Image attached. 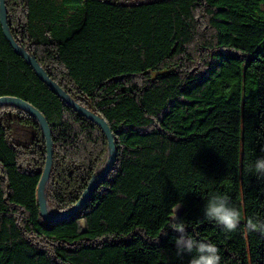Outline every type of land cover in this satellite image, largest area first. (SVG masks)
I'll list each match as a JSON object with an SVG mask.
<instances>
[{
    "label": "trees",
    "instance_id": "trees-1",
    "mask_svg": "<svg viewBox=\"0 0 264 264\" xmlns=\"http://www.w3.org/2000/svg\"><path fill=\"white\" fill-rule=\"evenodd\" d=\"M13 38L69 96L108 124L112 169L66 219L40 214L46 156L36 118L0 105V264H188L183 222L220 264H264V0H4ZM48 122L45 188L61 212L108 154L104 132L42 82L0 24V96ZM241 211L234 231L206 218L212 194ZM177 204L182 205L174 210Z\"/></svg>",
    "mask_w": 264,
    "mask_h": 264
},
{
    "label": "water",
    "instance_id": "water-1",
    "mask_svg": "<svg viewBox=\"0 0 264 264\" xmlns=\"http://www.w3.org/2000/svg\"><path fill=\"white\" fill-rule=\"evenodd\" d=\"M6 15H7V10L4 4V0H0L1 29L4 37L6 38L10 46L14 49V51L25 60V62L34 70L37 77L42 82H44L45 85L48 86L53 93H55L58 97L64 100L68 105L74 108L81 115L92 120L104 132L107 139L108 154L104 163L98 166L96 172L90 178L86 188L82 192L78 201L69 209L58 212L54 208L48 205L47 200L45 198V188L50 174V168L52 164V153H53L51 130L48 125V122L38 109H36L33 105H31L27 101L21 99L20 97L14 95L0 96V105L1 104L17 105L22 109L31 113L38 121L42 129L43 135L45 137V145H46L45 162L37 183V201H38L40 214L45 221H49V222L66 219L74 212H76L84 204L85 200L87 199L88 195L90 194L94 186L100 183V181L112 169L116 158V149L114 146L113 135L107 122L102 117L91 112L86 107L73 100L69 96V94L46 73V71L38 63L36 58L33 55H31L23 46L17 43V41L13 38L10 32ZM174 210H176V207L174 208Z\"/></svg>",
    "mask_w": 264,
    "mask_h": 264
},
{
    "label": "clouds",
    "instance_id": "clouds-1",
    "mask_svg": "<svg viewBox=\"0 0 264 264\" xmlns=\"http://www.w3.org/2000/svg\"><path fill=\"white\" fill-rule=\"evenodd\" d=\"M251 168L258 176H264V157H258ZM181 206L177 204L176 210L178 211ZM204 215L218 225H222L229 232L237 228L241 219V211L229 202L227 195L220 193L212 194L207 199ZM249 224L254 229L264 231V223H253L249 220ZM171 228L178 234L175 241L178 256L184 252L192 253L195 250V255L190 258L188 264H220L221 256L213 243L197 242L188 237L183 222L172 223Z\"/></svg>",
    "mask_w": 264,
    "mask_h": 264
},
{
    "label": "rangeland",
    "instance_id": "rangeland-1",
    "mask_svg": "<svg viewBox=\"0 0 264 264\" xmlns=\"http://www.w3.org/2000/svg\"><path fill=\"white\" fill-rule=\"evenodd\" d=\"M106 157H107V156H106ZM101 164H102V163H101ZM101 164H100V165H101ZM100 165H99V166H100Z\"/></svg>",
    "mask_w": 264,
    "mask_h": 264
}]
</instances>
